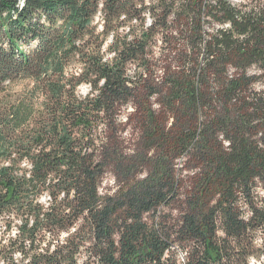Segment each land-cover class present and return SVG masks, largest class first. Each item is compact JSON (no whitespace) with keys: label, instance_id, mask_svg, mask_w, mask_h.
<instances>
[{"label":"trees","instance_id":"16d2710c","mask_svg":"<svg viewBox=\"0 0 264 264\" xmlns=\"http://www.w3.org/2000/svg\"><path fill=\"white\" fill-rule=\"evenodd\" d=\"M2 221L0 264L261 262L264 0H0Z\"/></svg>","mask_w":264,"mask_h":264},{"label":"rangeland","instance_id":"374dc122","mask_svg":"<svg viewBox=\"0 0 264 264\" xmlns=\"http://www.w3.org/2000/svg\"><path fill=\"white\" fill-rule=\"evenodd\" d=\"M230 1L234 4H240L244 0H230ZM148 20H149V17L147 18V21ZM79 91L81 94H86L88 91V86L82 85L79 88ZM129 132H130L129 129H126V131L124 132V137L126 138L127 141L131 138ZM116 184H117V182H116L114 176L112 175V173L110 171H107L101 179L98 190H99L100 194H112V193H114V191L117 188ZM47 201H48V197L46 195H43L41 197V202L43 204H47ZM2 226H3V221L0 222V233H1L2 228H3ZM262 263H264V258L261 260V262L254 261V260L252 261V264H262Z\"/></svg>","mask_w":264,"mask_h":264}]
</instances>
